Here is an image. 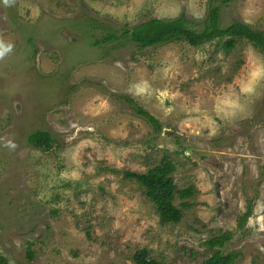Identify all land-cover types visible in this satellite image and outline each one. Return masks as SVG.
Here are the masks:
<instances>
[{"label": "rangeland", "instance_id": "rangeland-1", "mask_svg": "<svg viewBox=\"0 0 264 264\" xmlns=\"http://www.w3.org/2000/svg\"><path fill=\"white\" fill-rule=\"evenodd\" d=\"M211 4L222 27L264 31V0H0V254L9 264H137L143 248L174 264L217 250L264 264V50L247 38L231 50L220 38L143 47L128 33L183 14L204 29ZM37 130L52 134L49 149L29 144ZM164 156L178 189H194L188 207L177 194V223H163L126 175Z\"/></svg>", "mask_w": 264, "mask_h": 264}, {"label": "trees", "instance_id": "trees-1", "mask_svg": "<svg viewBox=\"0 0 264 264\" xmlns=\"http://www.w3.org/2000/svg\"><path fill=\"white\" fill-rule=\"evenodd\" d=\"M213 1V0H211ZM229 1V0H227ZM185 14L175 19L152 18L150 20L138 23L128 33L133 39L138 41L141 46H153L163 42L186 39L192 45H200L210 42L216 38L223 41V48L231 50L239 39L247 38L255 43L256 46L264 50V31L254 30L245 22L236 21L226 27L220 25V7L211 4L209 15L204 29L196 30L188 22ZM112 34L110 39L114 38ZM223 38V39H222ZM100 43V40L97 41ZM136 111L145 117L152 124L155 130L160 131L163 128L161 122L142 107H137ZM53 141V136L49 131L37 130L28 136V142L34 147L49 149ZM185 148H183L184 150ZM177 170L175 163L169 157L164 156L160 163L150 168L147 172L127 171L126 175L140 182L145 187L146 196L157 206L158 214L163 223L180 222L183 213L174 203L177 196L183 199V206L188 207L191 202L188 197L194 193L192 186L178 189L172 174ZM250 215L249 211L245 214V219ZM230 238L226 235L222 238H213L208 243L212 246L222 244ZM32 258L33 253L29 252ZM237 255L235 253H222L220 250L214 252L201 264H234ZM134 258L137 264H174L167 261H158L150 256L147 248L138 250ZM0 263L9 264L7 259L0 254Z\"/></svg>", "mask_w": 264, "mask_h": 264}, {"label": "clouds", "instance_id": "clouds-1", "mask_svg": "<svg viewBox=\"0 0 264 264\" xmlns=\"http://www.w3.org/2000/svg\"><path fill=\"white\" fill-rule=\"evenodd\" d=\"M3 53L2 52H0V55H2Z\"/></svg>", "mask_w": 264, "mask_h": 264}, {"label": "water", "instance_id": "water-1", "mask_svg": "<svg viewBox=\"0 0 264 264\" xmlns=\"http://www.w3.org/2000/svg\"><path fill=\"white\" fill-rule=\"evenodd\" d=\"M167 131V130H166ZM1 264V263H0Z\"/></svg>", "mask_w": 264, "mask_h": 264}]
</instances>
